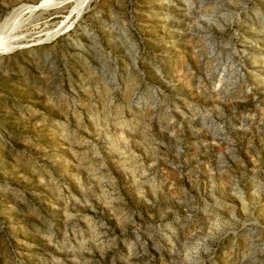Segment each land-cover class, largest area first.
<instances>
[{"label": "rangeland", "instance_id": "rangeland-1", "mask_svg": "<svg viewBox=\"0 0 264 264\" xmlns=\"http://www.w3.org/2000/svg\"><path fill=\"white\" fill-rule=\"evenodd\" d=\"M41 1L0 0V23ZM20 17L0 52V264H264V0Z\"/></svg>", "mask_w": 264, "mask_h": 264}, {"label": "bare ground", "instance_id": "bare-ground-1", "mask_svg": "<svg viewBox=\"0 0 264 264\" xmlns=\"http://www.w3.org/2000/svg\"><path fill=\"white\" fill-rule=\"evenodd\" d=\"M63 0H42L39 5H28L27 7H20L12 10L0 23V52H7L13 50L12 39H8V33L12 30L18 29L22 25L23 19L20 15L29 10H41L43 12L48 11L52 7L58 5ZM15 12L19 14L15 16ZM57 32H49V35H55Z\"/></svg>", "mask_w": 264, "mask_h": 264}]
</instances>
